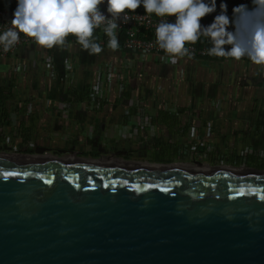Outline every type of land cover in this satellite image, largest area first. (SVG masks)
I'll use <instances>...</instances> for the list:
<instances>
[{"label": "crops", "instance_id": "obj_1", "mask_svg": "<svg viewBox=\"0 0 264 264\" xmlns=\"http://www.w3.org/2000/svg\"><path fill=\"white\" fill-rule=\"evenodd\" d=\"M221 2L232 17L235 5L224 0L208 15ZM101 47L89 55L72 40L30 43L0 57V152L225 171L264 165V68L222 58L173 64ZM159 73L162 87L149 84ZM84 85L88 99L67 94Z\"/></svg>", "mask_w": 264, "mask_h": 264}, {"label": "water", "instance_id": "obj_2", "mask_svg": "<svg viewBox=\"0 0 264 264\" xmlns=\"http://www.w3.org/2000/svg\"><path fill=\"white\" fill-rule=\"evenodd\" d=\"M0 264H264V170L0 152Z\"/></svg>", "mask_w": 264, "mask_h": 264}, {"label": "clouds", "instance_id": "obj_3", "mask_svg": "<svg viewBox=\"0 0 264 264\" xmlns=\"http://www.w3.org/2000/svg\"><path fill=\"white\" fill-rule=\"evenodd\" d=\"M104 3L105 0H17L12 26L0 33V45L5 52L9 51L23 33L38 46L51 49L64 47L66 38L73 35L83 50L94 55L103 49L93 33L104 25L108 47L115 51L119 47L115 34L117 21L126 10L135 12L143 5L147 14L175 17L174 23L162 20L156 27V43L171 63H177L178 58L191 59L186 45L195 44L203 37L212 44L207 49L210 56L236 61L247 57L252 64L264 68V0H251V7L234 6L232 17L227 14V4L221 2L220 13L208 26L202 25L201 20L216 11V0H107L111 18L101 11Z\"/></svg>", "mask_w": 264, "mask_h": 264}, {"label": "built area", "instance_id": "obj_4", "mask_svg": "<svg viewBox=\"0 0 264 264\" xmlns=\"http://www.w3.org/2000/svg\"><path fill=\"white\" fill-rule=\"evenodd\" d=\"M228 3L235 6L240 4H247L251 7V0H226ZM101 11L108 17L110 14L107 13V2L100 6ZM17 8V0H13L11 3L0 5V33H3L7 28H10L11 20L13 18V12ZM127 17L125 19L124 17ZM215 16L206 15L201 20V24L204 26L210 25ZM168 21L170 23L175 22V17H158L155 13L147 14L145 10L139 6L135 12L127 11L121 15V19L117 21L118 27L115 29L116 37L118 38L119 33L122 35L121 47L126 50H136L143 53L152 55L154 58L159 59L162 62L169 61L168 55L158 47L156 43V27L161 21ZM104 25L96 28L93 33L94 40L99 43L101 46L108 44L109 37L103 31ZM229 30H232L231 28ZM72 41L76 42V37L72 35ZM35 43L32 38L25 36L23 33H20L19 42L11 48L9 51L5 52L2 45H0V57H7L12 55L19 47ZM191 54V59H210V58H222L210 56L207 52V49L212 47V44L209 40L201 38L200 41L195 44L186 45ZM188 58V57H184ZM242 60L250 61L247 57ZM214 123H211L213 126Z\"/></svg>", "mask_w": 264, "mask_h": 264}, {"label": "trees", "instance_id": "obj_5", "mask_svg": "<svg viewBox=\"0 0 264 264\" xmlns=\"http://www.w3.org/2000/svg\"><path fill=\"white\" fill-rule=\"evenodd\" d=\"M142 9H144L143 5H141ZM72 39V35H69L66 40H71ZM118 43L119 45L121 46V43H122V35L121 33H119L118 35ZM71 98H74V99H88L90 94H91V91L89 89V86L88 85H84L82 88L80 89H75V88H70L68 90V93H67Z\"/></svg>", "mask_w": 264, "mask_h": 264}, {"label": "rangeland", "instance_id": "obj_6", "mask_svg": "<svg viewBox=\"0 0 264 264\" xmlns=\"http://www.w3.org/2000/svg\"><path fill=\"white\" fill-rule=\"evenodd\" d=\"M224 1H226V0H224ZM107 2V0H105V3ZM227 2V1H226ZM228 3V2H227ZM154 76V78H153V80L152 81H149V82H151V83H149V84H151V85H156V86H161L162 87V82L163 81H165L164 80V77H163V75L161 74V73H159V75H157V74H153ZM120 82V81H119ZM139 83H140V85H142V84H146V83H142L141 81H139ZM122 85L123 84H125L123 81H122V83H121ZM156 91V90H155ZM164 97H166V96H164ZM176 97H177V95L176 94H171V95H169V98H170V100L171 101H173V100H175L176 99ZM167 98V97H166ZM264 165H261L260 167H256L257 169H263L264 170V167H263Z\"/></svg>", "mask_w": 264, "mask_h": 264}]
</instances>
